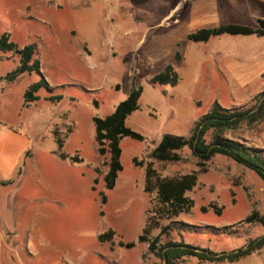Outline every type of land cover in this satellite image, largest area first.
<instances>
[{
	"label": "rangeland",
	"instance_id": "374dc122",
	"mask_svg": "<svg viewBox=\"0 0 264 264\" xmlns=\"http://www.w3.org/2000/svg\"><path fill=\"white\" fill-rule=\"evenodd\" d=\"M21 1L1 0L0 11L4 13L5 19L0 20V36L9 32L20 47L31 43L37 45L42 74L52 90L41 88L37 92L40 99L26 105L25 91L41 75L26 72L13 81L8 80L7 74L17 67L20 57L14 52H0V74L3 75L0 81L4 82L5 91L9 90L1 98L6 112L1 124L2 127L27 134L31 138L30 146L38 163L36 174L39 181L51 178L46 172V166L57 162L55 156L45 158V147L54 145L52 132L58 146L59 140L63 142L59 154L64 151L71 154L76 152L73 156L64 153L71 160L77 156L78 162L82 161L80 155L84 157V163L79 166H86L99 159L93 117H104L112 113L129 96L135 81L144 87V92L140 99V109L129 115L126 123L141 132L146 140L139 141L131 137L121 140L124 168L120 172V183L116 189H108L106 185L105 190L99 191L102 200V194H106L107 198L103 202L107 206L109 203L105 218L114 223L119 221L117 217L121 215V221L126 220L129 231L131 224L135 227L144 219L147 204V219L159 209L156 190L147 191L146 182L142 189L147 164L152 162L160 177H176L198 171L201 182L187 192L195 200V206L178 216L163 211L160 222L163 226L170 223L171 228L163 234H160V227L153 228L148 234L150 240L160 235V244L170 239H184L216 252H230L245 247L251 238L264 234V223L241 220L234 223L236 219H245L250 213L251 205L247 204L245 198L255 202L253 206H260L264 211V181L256 171L241 167L220 155H215L202 167L199 158L188 148L180 151L184 159L178 162L161 161L150 156L165 133L189 136L197 120L213 107L214 99L228 102L236 96L230 94L236 84V77L225 73L219 60L218 67L200 71L195 61L197 57L206 55L207 42L191 40L189 34L201 28L239 20L244 11L254 7L253 0H207L208 3L197 0L205 8H196L187 16L186 10H180L181 6L174 7L176 0H124L122 9L115 14L104 7L103 3L97 1L99 5L96 6L92 0H83L84 22L74 37L68 34L62 39L56 36L57 29L53 22L31 21ZM187 1L191 3L195 0ZM237 10L241 15L237 14ZM217 15L218 19L212 21ZM208 23L210 26H206ZM230 36L238 37H221ZM168 64L176 67L175 70L181 76L180 82L176 86L153 83L152 78ZM256 85L257 80L251 78L248 88ZM262 92L264 89L252 95L247 103L227 109L251 108L258 103ZM59 94L63 95L59 101L48 99L51 95ZM19 111L21 114L17 116ZM62 122L65 123L63 126ZM229 134L241 139L256 136L264 140V120L254 124L244 122ZM67 135L70 136L64 139ZM135 155L141 165L135 163ZM101 156L100 168L95 169L106 184L110 153ZM104 170H107L105 174ZM69 173L73 174L70 168ZM19 182H23V176ZM94 183L98 185L99 179L96 178ZM38 187L32 193H41L43 186ZM94 189L97 187L94 186ZM84 195L76 201L78 194H75L74 200L70 198L62 210L49 217L50 221L46 222V218L41 220L39 217L36 222L44 228L48 223L64 231L79 229L83 240V214L86 210H94L96 205L93 198H88L90 194L87 191ZM234 196H238L239 200L236 206H231L229 200ZM221 203L225 208L222 214H217L212 205L221 207ZM203 205L207 206V212L201 210ZM260 214L264 215L262 212ZM87 227L90 228L86 221ZM263 248L257 251V256L239 264H264ZM148 253H153L157 263L162 264L160 257L150 248ZM37 261H44L43 255ZM54 264H57V260Z\"/></svg>",
	"mask_w": 264,
	"mask_h": 264
},
{
	"label": "crops",
	"instance_id": "0c3cea01",
	"mask_svg": "<svg viewBox=\"0 0 264 264\" xmlns=\"http://www.w3.org/2000/svg\"><path fill=\"white\" fill-rule=\"evenodd\" d=\"M92 1L96 6L99 5L97 1L103 3L104 7H107L114 14L122 9L124 2V0ZM176 1L177 4L174 7L181 6L180 10H186L185 16L196 10V8L197 10L205 8L202 6L203 3L197 0L191 3L187 0ZM21 2L24 6L23 10L27 11L29 17L32 18L31 21L44 22L46 20V22H53L57 29L55 34L59 39L68 34H73L74 37L78 33L80 24L85 19L83 15L84 8H82L84 6L83 0H22ZM203 2L208 3L207 0ZM1 4L0 0V6ZM253 5L252 9L244 11L239 20L225 23L258 27V20L264 19V0H253ZM191 7L192 10H190ZM237 11V14L240 13L241 15V12ZM218 17L219 15L214 17L212 21H216ZM3 19H5V15L0 11V20ZM206 26H210V24L208 23ZM5 33L9 34L11 41L18 44L12 37V33ZM223 35H238V37L222 38ZM223 35L216 36L220 38L212 37L206 41V55L200 58L197 57L195 62L199 64L201 71V69L210 70L214 66L218 67L217 60H219L225 73L235 75L236 80L234 83L236 84L233 92H230V90L229 92L230 94L234 93L236 96L228 102H224L223 99H214L212 102L217 101L225 108H234L247 103L252 95L264 89V36L257 34ZM223 71H221V74L225 76ZM0 76L3 75L0 74ZM251 78L257 80V85L250 89L248 87ZM5 87L4 82L0 81V264H54L55 260H57V264H158L156 256L153 253H148V241H140V236L143 234L147 223L146 210L148 204L145 207L144 219L135 227L131 224L129 231H127L126 220L121 221V215L117 217L119 221L116 220L114 223L105 218L107 217L109 203L107 206V203L103 202L99 191L105 190L106 184L104 178L95 169L96 167L100 168L102 162V156L99 152V159L96 162L79 166L84 163V157L80 155L82 161L79 162L61 157L57 138L51 131L54 145L45 147V158L49 159V155H52L56 157L57 162L54 161L46 166V172L50 175V179H44L45 181L37 179L38 163L35 160V152L30 146L31 138L27 134H20L11 128L2 127L1 119H4L6 112L1 98L9 92V90L5 91ZM221 90L223 91V88ZM20 111L17 116L21 114ZM63 124L65 123L62 122V126ZM71 133H73V130ZM70 135H67L64 139H67ZM61 136L63 137V135ZM62 137L60 138L62 139ZM242 140L250 146L264 149V140L259 137H243ZM75 153L68 154L73 156ZM217 155L225 157L241 167L248 168L236 163L227 156ZM133 157H136V155ZM69 168L73 174L69 173ZM106 171L104 170L103 174ZM22 176L23 182L20 183L19 180ZM96 178L99 179L98 185L94 183ZM120 179L119 173L114 189L118 187ZM144 180L142 189H144L146 176ZM200 182L201 178L198 174V182L194 188L199 186ZM39 185L43 186L41 188L43 195L37 192L32 193L36 190L35 188H39ZM94 186L97 189H94ZM262 189H264V186H262ZM86 191L90 194L88 198H93L92 200L96 202V205H94V210H86L83 214L85 219L82 223L85 227L83 240L79 229L64 231L65 229L60 230L57 226L48 223L45 225V229L41 223L36 222V219L39 221V217L41 220L46 218V222H48L47 220L50 221L51 218L49 217L62 210L68 204L70 198L74 200L75 194H78L75 200L78 199L79 201V198L85 196ZM107 195L109 197V194ZM245 199L247 204L251 205L249 215L254 209L264 213L262 207H254L253 203L255 202H250L248 198ZM238 200V196L231 198L229 200L231 206H236ZM221 205L225 208V205L222 203ZM116 213L119 214L118 211ZM240 220L242 219H236L234 223ZM86 221L90 228H86ZM109 231H113V236L107 235ZM102 234H105L103 239H101ZM132 242L134 243L132 247L124 245ZM41 255H43L44 261L38 262L37 259ZM257 255L258 253L254 252L233 262H202L195 256H185L178 260L177 264H239L241 261H246V259H251V257Z\"/></svg>",
	"mask_w": 264,
	"mask_h": 264
},
{
	"label": "trees",
	"instance_id": "16d2710c",
	"mask_svg": "<svg viewBox=\"0 0 264 264\" xmlns=\"http://www.w3.org/2000/svg\"><path fill=\"white\" fill-rule=\"evenodd\" d=\"M259 27H250L236 23H225L215 27L201 28L196 32H191L189 38L194 41H208L212 37L222 34H257L264 36V19L259 21ZM0 52H14L19 55V64L6 78L10 81L17 79L20 75L28 73H38L41 78L32 83L25 91V104L40 99L37 92L45 87L52 90L48 80L42 74L41 63L38 54V47L35 43L20 47L17 43L10 40L9 34L4 33L0 36ZM181 80L180 74L175 70L172 64H168L164 70L152 78L153 83L170 84L176 86ZM144 87L133 81V86L129 96L121 101L116 109L104 116H94L93 120L96 128V141L98 151L101 155L110 153L109 170L105 175L108 189H114L119 177L120 171L124 166L121 161L122 147L121 140L125 137L144 141L146 137L139 131L128 126L127 118L134 111L140 109V99L143 95ZM63 98L62 94L51 95L48 97L51 101H59ZM264 120V92L258 103L246 110L227 109L215 102L209 112L201 116L191 130L189 136L178 135L174 133H165L158 145L152 150L150 156L161 161L178 162L183 160L180 151L188 148L199 158V164L204 167L215 155L221 154L231 160L244 165L254 171L264 181V149L250 146L241 138H237L230 131L238 129L244 122L254 124ZM210 135V137H209ZM63 142L59 140V147L62 149ZM63 158L68 157L64 152L60 153ZM72 160L78 161L77 156ZM136 164L141 165L137 158H134ZM198 171L182 174L176 177H160L153 163L149 162L146 167V190L152 192L156 190L159 201V209L148 217L146 227L140 236V241H149V248L155 252L162 260V264H177V261L185 256H195L200 261H237L247 255L261 250L264 247V234L251 238L245 247L230 252H216L211 249L200 247L186 242L184 239H170L164 243L160 242V235L149 239L148 234L153 228L160 227L163 234L166 229L171 228L170 223L163 226L160 222V215L164 211L178 216L190 211L195 206V200L187 195L192 191L198 182ZM103 200H106V194H102ZM217 214H222L223 206H214ZM201 210L207 212V206H202ZM241 222H261L264 223V215H261L257 209H254L250 215ZM220 229V228H217ZM107 235L113 236V231ZM105 234L101 235V239ZM132 247L134 243L124 244ZM165 259L167 262L165 263Z\"/></svg>",
	"mask_w": 264,
	"mask_h": 264
},
{
	"label": "water",
	"instance_id": "95a60500",
	"mask_svg": "<svg viewBox=\"0 0 264 264\" xmlns=\"http://www.w3.org/2000/svg\"><path fill=\"white\" fill-rule=\"evenodd\" d=\"M167 262V259H165V263Z\"/></svg>",
	"mask_w": 264,
	"mask_h": 264
}]
</instances>
